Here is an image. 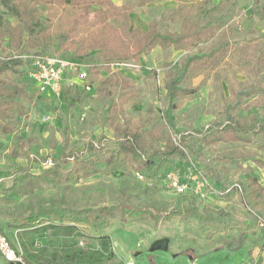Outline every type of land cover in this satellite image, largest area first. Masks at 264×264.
<instances>
[{
  "label": "trees",
  "instance_id": "16d2710c",
  "mask_svg": "<svg viewBox=\"0 0 264 264\" xmlns=\"http://www.w3.org/2000/svg\"><path fill=\"white\" fill-rule=\"evenodd\" d=\"M150 1L124 0L117 5L112 0H0V42L5 41L9 48L18 51L0 63V75L18 66L24 78L27 77L29 62L20 57L22 55L63 51L67 54L62 56L77 57L87 66V80L101 82L106 98L101 124L110 127L114 135V147L96 148L95 151L102 155L78 154L66 170L57 160L39 172L17 165L10 184L0 183V201L16 203L22 196L31 195L44 186H60L65 193L80 180L96 174L121 171L124 176L116 203L78 208L37 205L18 224L6 223V228L16 226L30 235L56 222L64 228L82 225L99 232L115 219L150 222L156 226L161 221L181 216L204 226L210 236L229 230L243 232L235 214L216 210L207 204L199 206L193 195H179V202L185 204L170 209L157 205L155 197L163 188L164 173L177 162L185 161L187 151L193 150L187 145L188 134L177 129L175 111L181 109L185 100L211 78L227 85V95L219 90L224 119L220 123H211L202 139L207 145L256 143L255 150L239 151L235 158V164L246 181L241 196L251 215L249 221L244 220V240L248 228L253 225L264 227V183L258 180L251 167L242 165V161H250L264 167V121L251 122L238 114L242 108L264 106V88L256 81L242 82L236 77L241 73L256 76L264 68V35L248 40L231 38L233 32L254 31L257 22L264 18V0H249L247 13L238 0H178L174 9L163 11L157 19L151 20L146 31L131 27L129 13ZM3 11L16 23L6 19ZM165 22L179 23V28L162 29ZM194 46H198L197 49ZM155 47L186 51V54L163 81L161 121L144 129L148 120H134L126 112L142 102V89L123 76H107L101 80L100 71L109 74L114 62L138 61ZM51 49L54 51L50 52ZM88 52L95 53L96 59L90 58L91 61L86 62L83 55ZM198 77H201L199 83L193 84ZM21 93V87L0 79V137H10L12 160L24 154L37 157L40 150L39 137L24 138L21 135L25 128V108L19 100ZM84 98L83 93L75 92L71 87L63 88L62 102L66 106L76 108ZM175 135L179 137L177 142L173 138ZM229 184L232 185L233 181L228 176L223 178L218 171H213L215 193L223 195L220 193ZM134 193L145 195L149 200L133 204ZM240 241H227L226 245L239 248ZM23 248L26 264H103L106 255L102 251L75 247L42 251L32 243L24 244Z\"/></svg>",
  "mask_w": 264,
  "mask_h": 264
},
{
  "label": "rangeland",
  "instance_id": "374dc122",
  "mask_svg": "<svg viewBox=\"0 0 264 264\" xmlns=\"http://www.w3.org/2000/svg\"><path fill=\"white\" fill-rule=\"evenodd\" d=\"M238 1L243 11L247 13L250 10V1ZM3 15L16 23L6 11H3ZM178 28L179 23L170 22H165L162 27L168 30ZM260 34L264 35V18L257 22L252 33L233 32L231 38L248 40ZM197 47L194 46V49ZM53 51L51 49L50 52ZM62 52L53 53L67 54ZM14 54H18V51L9 48L5 41L0 42V63ZM185 54L186 51L161 50L157 47L141 56L138 61L129 59L122 61L123 65L113 66L109 74L100 71V77L102 80L107 76H123L142 89V102L133 105L126 112L134 120L139 121V118L148 120L144 123V129H148L154 122L161 121L163 81L178 67L180 59ZM83 57L86 58V62L91 61L90 58L96 59L93 52H88ZM21 70L18 66L11 67L0 75V79L22 88L19 100L25 108L23 116L25 128L21 135L24 138L32 136L41 139L39 156L29 157L24 154L12 160L9 153L10 137H0V183L10 184L11 175L16 171L17 165L27 166L32 172H39L44 167L43 161L50 159L51 162L57 160L63 163V168L66 170L71 166L73 157L78 154L102 155L95 149L114 147L113 130L101 124L106 98L100 81L93 83V88L84 94L85 98L75 108L66 106L62 100L40 94L35 84L28 77L24 78ZM236 77L242 82L256 81L264 88V68L256 76L241 73ZM200 79L201 77L194 79L193 84H198ZM219 90L227 95V85L211 78L196 94L187 98L184 106L175 111L177 129L188 134L187 145L193 148L192 151H187L188 161L203 173L209 183L201 195L195 196L197 204L199 206L207 204L216 210L235 214L243 227V232L229 230L210 236L204 226L197 224L193 219H184L181 216H175L169 221H161L156 226L150 222L115 219L106 229L99 232H93L82 225L64 228L58 226L56 222L30 235L23 233L22 229L16 226L6 228V223L18 224L29 210L36 208L37 205L54 204L78 208L97 203L99 205L116 203L120 198L119 188L124 176L121 171H114L109 175L96 174L82 179L65 193L61 191L60 186H44L31 195L22 196L16 203L5 204L0 201V233L7 237L12 248L21 255L22 263L26 264L24 262L26 251L23 245L32 243L42 251L74 247L102 251L106 254L103 264H125L127 260H129L128 264H245L247 262L264 264V227L253 225L248 228L245 232L248 236L244 240V220L249 221L251 215L244 204L242 194L232 189L231 194L219 195L212 188L213 171L216 170L223 178L228 176L233 183H238L242 190L245 189L246 181L243 172L235 164V158L239 151L248 152L256 149L255 142L249 144L219 142L215 145H207L203 141L205 126L211 125L214 121L220 123L224 119ZM238 114L249 118L251 122H262L264 106L242 108L238 110ZM49 116L51 118L45 119ZM242 165L251 167L260 182L264 180V167H259L250 161H242ZM155 197L157 205L167 209L182 204L179 202L180 196L164 188H161ZM148 200L145 195L134 193L131 203L142 204ZM163 238L168 239L167 247L152 249L153 243ZM239 239L241 240L239 248L226 245L227 241ZM0 264H8L1 255Z\"/></svg>",
  "mask_w": 264,
  "mask_h": 264
},
{
  "label": "built area",
  "instance_id": "2783aa9c",
  "mask_svg": "<svg viewBox=\"0 0 264 264\" xmlns=\"http://www.w3.org/2000/svg\"><path fill=\"white\" fill-rule=\"evenodd\" d=\"M29 64L26 69V76L35 84L38 92L47 97L62 100L63 88L71 87L73 91L87 93L93 88V83L87 80V66L77 57L62 56L57 54H39V55H22ZM115 65H123L122 62H114ZM45 117V119H49ZM208 126H205L206 130ZM175 142L179 137L175 135ZM43 166L52 164L50 159L43 161ZM138 178H142L137 175ZM208 180L198 169L192 166L188 161H180L162 177V186L168 192L176 196L190 194L193 196L201 195L203 190L208 186ZM232 189L242 194L243 190L238 183H233L220 194H227ZM0 255L5 263L22 262L21 255L16 252L10 245L7 237L0 233ZM245 264H254L247 262Z\"/></svg>",
  "mask_w": 264,
  "mask_h": 264
},
{
  "label": "crops",
  "instance_id": "0c3cea01",
  "mask_svg": "<svg viewBox=\"0 0 264 264\" xmlns=\"http://www.w3.org/2000/svg\"><path fill=\"white\" fill-rule=\"evenodd\" d=\"M112 1L115 4L120 5L123 3L124 0H112ZM213 1L217 2L218 0H213ZM177 4H178V0H151L144 7H135L129 13L130 26L136 27L141 31H146L148 28V24L151 20L157 19L163 11L174 9L177 6ZM261 183H264V180ZM195 255L193 257H195ZM122 256L125 257L124 255ZM128 263L129 260H127L125 264Z\"/></svg>",
  "mask_w": 264,
  "mask_h": 264
},
{
  "label": "water",
  "instance_id": "95a60500",
  "mask_svg": "<svg viewBox=\"0 0 264 264\" xmlns=\"http://www.w3.org/2000/svg\"><path fill=\"white\" fill-rule=\"evenodd\" d=\"M167 242H168V239L167 238H163L162 240L155 241L153 243V245H152V249L162 248L163 246L167 247ZM9 264H23V263L22 262H15V263L10 262Z\"/></svg>",
  "mask_w": 264,
  "mask_h": 264
}]
</instances>
